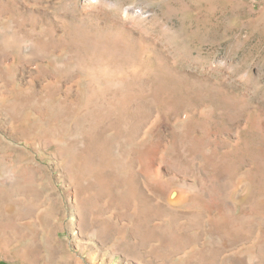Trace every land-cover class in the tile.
I'll use <instances>...</instances> for the list:
<instances>
[{
  "label": "rangeland",
  "instance_id": "374dc122",
  "mask_svg": "<svg viewBox=\"0 0 264 264\" xmlns=\"http://www.w3.org/2000/svg\"><path fill=\"white\" fill-rule=\"evenodd\" d=\"M0 262L264 264V0H0Z\"/></svg>",
  "mask_w": 264,
  "mask_h": 264
},
{
  "label": "trees",
  "instance_id": "16d2710c",
  "mask_svg": "<svg viewBox=\"0 0 264 264\" xmlns=\"http://www.w3.org/2000/svg\"><path fill=\"white\" fill-rule=\"evenodd\" d=\"M0 264H5L4 262H0Z\"/></svg>",
  "mask_w": 264,
  "mask_h": 264
},
{
  "label": "bare ground",
  "instance_id": "6f19581e",
  "mask_svg": "<svg viewBox=\"0 0 264 264\" xmlns=\"http://www.w3.org/2000/svg\"><path fill=\"white\" fill-rule=\"evenodd\" d=\"M195 197V196H194ZM198 198H199V196H198ZM175 200V199H174ZM164 235V234H163Z\"/></svg>",
  "mask_w": 264,
  "mask_h": 264
}]
</instances>
